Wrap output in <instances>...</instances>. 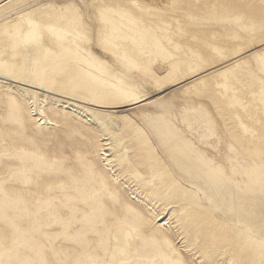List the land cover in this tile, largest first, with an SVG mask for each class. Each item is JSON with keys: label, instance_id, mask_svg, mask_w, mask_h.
Returning <instances> with one entry per match:
<instances>
[{"label": "rangeland", "instance_id": "374dc122", "mask_svg": "<svg viewBox=\"0 0 264 264\" xmlns=\"http://www.w3.org/2000/svg\"><path fill=\"white\" fill-rule=\"evenodd\" d=\"M49 27L142 98L89 74ZM200 106L210 120L192 130ZM186 143L228 176L241 167L264 224L251 172L264 159V0H0V264L105 262L118 230L132 235L123 264H264V229L205 201Z\"/></svg>", "mask_w": 264, "mask_h": 264}, {"label": "bare ground", "instance_id": "6f19581e", "mask_svg": "<svg viewBox=\"0 0 264 264\" xmlns=\"http://www.w3.org/2000/svg\"><path fill=\"white\" fill-rule=\"evenodd\" d=\"M103 16L104 19L108 22L116 21L115 16H112V19L107 14H103ZM126 18L128 17H120V20L122 21ZM48 31L56 41L60 42L66 49L73 52L80 58V62L89 74L95 76L100 81L108 83L109 85L114 87V89L120 95L130 100H134V98H142L139 93H137V95H133L131 89L121 87V78H114L113 76L105 73L103 69L96 67L92 63V60L89 59L84 54V52L79 49V46H85V43L83 41L68 33L67 31L58 28L49 27ZM134 40L137 44L139 53H144V49L141 47L142 44L137 39ZM152 40L158 53L169 54V52L164 48L157 36L154 35L152 37ZM215 50L218 51L219 54H222L221 50L216 48ZM169 56L171 55L169 54ZM119 60L129 68H138V63L131 57L122 56L119 57ZM196 71L197 70L193 72ZM224 87L226 88V90L228 89V86L224 85L223 88ZM188 115L190 116L189 122L192 130H195L201 122H207L210 120V114L204 106L190 109ZM197 118H199V120H197ZM153 124L156 130L164 135V141L167 147H172V149L181 151L180 143L183 140V135L173 124L162 122L158 118L153 121ZM186 146L188 147L189 157L193 162H190L187 165V168L189 170L188 172H190L193 178L197 179L202 184L201 187L207 192L205 201L209 203L211 202V199H218L221 202V207L226 210H230V212L233 213V217L238 218L239 216H241L245 220V222L249 223L250 228L256 227L255 229L251 228L254 231H256L257 229H264V224L261 221L262 212H260L258 209L259 207H261V205H263L261 200H255L256 207H254V209L253 201L251 200V198H249L251 190L249 188L244 189L236 180L238 169H240L241 167H236L235 171H233V176H228L223 168L217 167L212 160H209L210 158L208 160H205L200 154L193 150L190 144L186 143ZM230 149L231 151H234L233 146H231ZM251 172L252 177L255 179V183L260 188V193L264 195V159L253 161ZM131 241L132 235L129 231L118 230L113 237L114 247L111 251L109 260L105 262L94 261L88 264H123L131 262Z\"/></svg>", "mask_w": 264, "mask_h": 264}]
</instances>
